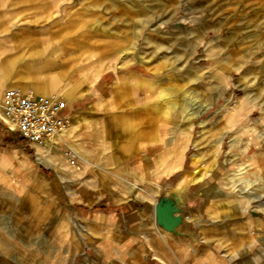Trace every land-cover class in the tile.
<instances>
[{"label": "rangeland", "instance_id": "1", "mask_svg": "<svg viewBox=\"0 0 264 264\" xmlns=\"http://www.w3.org/2000/svg\"><path fill=\"white\" fill-rule=\"evenodd\" d=\"M39 3L41 20L65 44L67 89L72 101L78 99L74 108H83L76 110L90 113L92 98L81 90L85 76L96 68L104 64L112 67V76L134 75L112 94L110 113L67 127L71 148L59 150L69 180L37 164L34 148L0 119V165L6 169H0V264H245L264 238V154L252 158L247 168L229 151L231 143L249 138L252 126L264 131V0H67L66 8L57 0ZM48 53L39 49L41 57ZM23 85L40 94L47 91L44 84ZM190 115L188 133L184 123ZM198 137L200 144L194 142ZM55 140L60 148L61 141ZM51 142L40 145L48 148ZM166 144L174 148L161 163L157 151ZM179 144L180 150L175 148ZM69 149L97 166L67 162ZM197 151L201 156L195 163ZM255 151L252 145L247 153ZM15 152L23 155L13 157ZM148 155L154 157V170ZM170 155L178 161L162 172ZM182 158L178 172L161 176L179 168ZM197 167L212 178L211 188L199 180L185 181V172L192 174ZM176 182L188 185L175 187ZM97 190L102 196L94 199ZM172 190H180L185 234L163 235L183 243V253L176 255L174 244L152 236L144 239L145 255L127 253L132 240L100 242L96 255L92 245L107 234L84 220L89 212L111 207L134 220L147 209L145 221H153L151 200ZM137 191L144 199L136 197ZM218 191L223 196L213 195ZM231 205L246 212L229 216L236 211ZM111 231L114 240L126 238ZM251 264L264 262L252 259Z\"/></svg>", "mask_w": 264, "mask_h": 264}, {"label": "crops", "instance_id": "2", "mask_svg": "<svg viewBox=\"0 0 264 264\" xmlns=\"http://www.w3.org/2000/svg\"><path fill=\"white\" fill-rule=\"evenodd\" d=\"M57 1L60 3L62 1V3H64L65 8L67 7V0H57ZM39 4H40L39 0H0V83L3 86L2 96L5 89L9 87H13V86L28 87L26 85H23L27 83H31L36 86H38L37 84H44L43 90H47V91H45L46 93L45 92L42 93L55 94L61 96L67 102L66 112L67 115L69 116V128H68L69 130L71 127H76L87 119L91 121L95 117L94 115L97 113H99V115L110 113L114 103L113 102L114 95L112 96V94L119 91L121 89L120 86L123 85L125 82H129V79L134 75V72L128 71L127 73H121V74L117 73L115 76H112V74L114 73L111 66H105L103 64L102 65L103 67L100 68L99 71L96 68L94 72H97V75L93 76L94 72L92 71L88 74L89 76H87V78L85 76L83 80V88L81 90V92H86L85 94L92 98L91 102L88 104L91 114L90 113L86 114L81 112V110H76L83 108L80 107L76 109L74 108L72 102L73 101L76 102L78 99L72 101V97L67 89V55L64 53L66 49L65 44L58 39L57 37L58 35L56 32H53L52 27L45 25L43 23L44 20L43 21L41 20ZM41 47H43V49L45 48L48 49L49 51L48 58L40 56L39 49ZM51 67L53 68V70ZM23 68L26 69L24 72L22 71ZM46 68L47 70H45ZM108 75L113 77L111 81H107ZM102 83L103 85H107L110 83L111 86L109 88H104L102 86ZM142 85L145 87L146 83L144 82ZM144 89L147 90L148 89L147 86ZM34 93L40 94L35 91ZM102 121L105 125L106 122L104 121V119ZM230 125H231L230 122H228L227 127L229 128ZM6 128H8L7 125ZM66 130L67 128L59 136L54 138L58 141H61L60 148L57 147L60 150H65L68 147L71 148L67 143ZM11 131L14 132L15 136L18 139H20L21 141L24 140L18 131L16 130H11ZM164 136L165 134L164 131L162 130L158 137L160 140H162L164 139ZM199 139L200 137H198V140H194V142L198 141L197 144H200ZM173 142L177 143L178 140L173 139ZM24 144L26 146L28 145L33 147L35 152L36 144L34 145L28 143L26 140ZM217 145H219L220 147V140L217 142ZM173 148L174 147L172 145L166 144L157 151V154H159L160 152L167 153L169 149H173ZM175 148L180 150L182 147L179 144V146L176 145ZM69 150H73V149H69ZM175 152L179 153L178 150H175ZM75 153L77 155V158H73V160L67 162L71 164L87 163V164L95 165V163H91L88 160L87 162L86 159L83 158V156L77 150L75 151ZM79 156L83 158V160L80 159ZM198 157L199 156H197V158ZM150 158L151 156H149V168L150 170H154L156 168L152 161L154 157L151 160ZM183 158H184V152H183ZM183 158H182L181 166L179 168L172 171L168 175L163 174L161 176L167 177L178 172L182 168ZM193 158H196V156L193 155ZM177 161H178V156L170 155V157H167L166 164L161 168H159V170L161 171L165 169L169 170L172 168V165L174 163H177ZM72 168H73L72 170L70 168L68 169L70 172L74 173L73 171L74 167ZM95 169H97V167ZM182 177H183V173L181 177L177 180V182L179 180L181 181ZM177 182L175 187H180L181 185H184L183 182H181L179 185L177 184ZM76 186L78 185L76 184ZM115 192H117L121 197L123 196L122 192L116 190ZM99 194L100 191L97 190L96 197L94 199L102 196ZM205 195L208 196V194L206 193ZM81 197L80 200H82ZM115 200L118 201L121 200V198ZM151 201L152 202L150 203V205L151 208H153V221L150 220L145 221V216L148 212L147 209L139 210L137 215V219L139 220L137 219L133 220L132 218L126 220L124 218L123 211L121 212L114 208L105 207V206H101L99 210L96 212H89L85 216L84 220L87 223H96L98 226L101 227L100 230L106 229V234H107L106 237H100V239L97 240L94 245H92L93 249H95L96 255L97 256L100 255V250L98 249V247L100 246L99 245L100 242L103 243L107 242L114 245H120V244L124 245L125 242L128 240L133 241V243L129 244V247L133 249L132 254H134L135 252L137 253V256H141V254L145 255V253L148 250V247L146 243L144 245V239L146 237L147 240H149V237L152 238V236L161 238V240H164V242L167 245L170 244L172 246L174 244L176 255L178 253H183L184 247L183 245H181L183 243L178 244L175 241L172 242V240L170 241L169 238L165 237V235L161 234V232H158L155 229L156 225L154 222V201L153 200ZM70 212L71 214H74L72 210ZM95 217L100 219L101 223L99 222L97 223ZM111 229H114L118 233H120L121 231L126 236V238H124L122 242L114 240L110 235V233L112 232ZM138 239L139 240L143 239V241L141 243H138L137 241ZM140 245L142 246L141 251H140L141 248ZM101 253L103 254L104 252L101 250ZM249 259L252 260V258Z\"/></svg>", "mask_w": 264, "mask_h": 264}, {"label": "built area", "instance_id": "3", "mask_svg": "<svg viewBox=\"0 0 264 264\" xmlns=\"http://www.w3.org/2000/svg\"><path fill=\"white\" fill-rule=\"evenodd\" d=\"M67 102L55 94H34L30 88L5 89L0 104V119L31 144H46L69 125ZM69 153V159L73 160Z\"/></svg>", "mask_w": 264, "mask_h": 264}, {"label": "bare ground", "instance_id": "4", "mask_svg": "<svg viewBox=\"0 0 264 264\" xmlns=\"http://www.w3.org/2000/svg\"><path fill=\"white\" fill-rule=\"evenodd\" d=\"M0 86H1V83H0ZM18 87H20V86H18ZM21 88L27 89L28 87H21ZM33 93H34V91H33ZM34 94H36V93H34ZM1 100H2V96H1ZM0 104H1V102H0ZM197 115H198V113H195L194 114V116H197ZM192 118L193 117H191V115H190L189 117L186 118V122L184 123V128L186 129V131H188V133H189L190 129L193 126V123L189 122ZM66 128H64V129L60 130L59 132H57L50 139V140H52V142L47 144L48 148H46V146H41L40 144H36V146H35V148H36L35 153H36L37 164H43V165L52 167L54 169V171H53L54 172V175L58 176L60 178V180L61 179H65L66 177L69 180L70 177L68 176V173H67V170L65 168V165L63 164V161L60 158V157H62V158L64 157L63 156V152H61L57 148V146L54 144V138H56L57 136H59ZM257 129H258L257 127H253L252 126L251 127V130H250L251 133H250L249 138H247L240 145H239V143H231L230 144V149L231 150L229 151V153L232 154L233 157H237V156L240 157L241 160H242V162L244 163L242 165H244L247 168H250L251 167V162L250 161H251L252 158H255L256 156H259L260 154H264V131H258ZM188 136H189V134H188ZM252 145L255 147L256 151H255V153L253 155H249L247 153V150ZM54 150H55V152H54ZM52 151H53V154H51ZM218 152H219V145H217V147L214 149L213 154L215 155ZM17 153L22 154L21 152H15L14 155H13V157H15ZM70 154L74 158H77V155H76L75 151L70 150ZM164 155H165V152H161L157 156V158H158L157 160L162 163V159H163ZM194 156H196V158H193V160L195 161V163H197L199 161L198 158H200V156H201L200 151H197L194 154ZM197 156H199V157L197 158ZM79 158L83 160V158H81L80 156H79ZM95 166H97V165L95 164ZM0 169H3V167L1 165H0ZM3 170L6 171V169H3ZM32 171H33L32 174H35L37 172L36 167H34L32 169ZM167 171H170V169L169 170H166V171L163 170L162 172H167ZM184 178H185V181H187V182H193L194 180L202 181L203 185H206L208 189L211 188V184L213 182L212 178L209 177V176H206V174L204 172H201L198 167H197V169H195V171L192 174L190 172H185ZM135 182H136V180L133 183H135ZM79 184L83 185L84 183H79ZM184 185L185 186H183V187L185 188L188 184H185L184 183ZM207 188L203 189L204 193L207 192ZM180 190H183V189H180ZM139 193L140 192L137 191L136 197H138L140 199H144V197L141 194H139ZM213 195L214 196H221V195L223 196V193H221L220 191H218V192L214 193ZM229 201L232 204V200H229ZM231 206L233 207V209H237L236 206H233V205H231ZM245 212H246V209L245 208H242L240 211H237L236 210L234 213L233 212L228 213V215L231 216V215H234V214H241V213L244 214ZM162 234L170 235V233L165 232V231H163ZM127 253L129 255L132 254L133 253L132 248L131 249H128L127 250ZM251 258L253 259L254 262H260V261L261 262H264V238H262V247H261V249L258 250V251L252 252ZM244 263L245 264H251V260L248 258V260H245Z\"/></svg>", "mask_w": 264, "mask_h": 264}, {"label": "water", "instance_id": "5", "mask_svg": "<svg viewBox=\"0 0 264 264\" xmlns=\"http://www.w3.org/2000/svg\"><path fill=\"white\" fill-rule=\"evenodd\" d=\"M185 208L180 190L160 193L154 203V222L160 232H168L174 238L184 236Z\"/></svg>", "mask_w": 264, "mask_h": 264}]
</instances>
